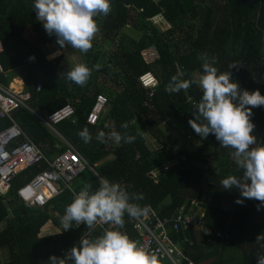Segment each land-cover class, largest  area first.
<instances>
[{
  "label": "trees",
  "instance_id": "obj_1",
  "mask_svg": "<svg viewBox=\"0 0 264 264\" xmlns=\"http://www.w3.org/2000/svg\"><path fill=\"white\" fill-rule=\"evenodd\" d=\"M33 4L34 0H0V65L4 70L0 72V83L9 86L16 71H21L25 89L32 94L29 104L44 118L69 104L73 94L76 115L56 125V131L104 179L119 183L129 193H142L144 199L135 202L150 206L157 219H170L190 201L207 205L204 218L212 228L226 232L228 238H207L195 230L178 235L169 232L171 244H180L181 264H256L257 255L264 254V239L258 241L248 225L253 213L260 211V202L243 198L238 189L222 188L220 182L228 175L242 176L231 158L232 149L221 147L211 134L201 139L188 124L194 118L201 90L193 85L186 92L170 93L165 87L173 75L184 73L181 78L190 79L194 73H201L198 55L207 53L217 58L214 66L219 71L231 72L232 80L242 90H259L264 96V0H111L109 15L94 18L100 30L93 47L81 53L82 62L93 69L84 87L66 81L64 74L72 66L65 54L58 56L55 51L51 55L57 57L48 60L40 42L28 40L29 28L45 43L56 38L48 35L36 19ZM126 30L133 33L127 36ZM149 48L158 54L150 63L142 57V51ZM32 53L37 57L36 64L26 62ZM232 62L240 66L229 69ZM97 64L99 70L94 67ZM10 72L16 75L7 77ZM148 72L157 80L150 96L138 80ZM14 82L23 84L18 77ZM97 94H104L108 104L97 124L91 126L86 118ZM252 113L253 135L258 144L264 143V106L253 108ZM36 114L22 108L13 112L12 118L48 158L64 152V142ZM125 122L127 129L121 127ZM11 123L9 119L0 120V130ZM169 123L174 125L178 138L162 129ZM85 127L92 135L87 144L77 135ZM101 130L126 131L135 140L102 144L96 139ZM183 141H193V150ZM109 156L114 159L101 163ZM46 168L47 164L42 163L18 173L10 195L0 198V224L6 222L0 230V250L6 249L10 257L0 264H50V256L64 257L79 245L86 231L84 224H73L63 231L60 217L74 192L85 184L92 185L91 191L100 186L90 170L81 172L73 191L64 189L44 208H28L18 199L17 189ZM237 199H243V203H236ZM128 218L125 214L124 227L119 230L137 241L139 236ZM97 230V235L102 234ZM224 252L232 259L240 252V257L230 263Z\"/></svg>",
  "mask_w": 264,
  "mask_h": 264
},
{
  "label": "clouds",
  "instance_id": "obj_2",
  "mask_svg": "<svg viewBox=\"0 0 264 264\" xmlns=\"http://www.w3.org/2000/svg\"><path fill=\"white\" fill-rule=\"evenodd\" d=\"M33 9L46 33L55 35L61 48L70 46L86 54L100 30L94 18L109 15L111 0H34ZM198 59L201 73H194L190 79H182L184 73L173 75L165 91L186 92L193 85L201 90L202 97L194 105V118L189 119L188 124L201 139H207L211 134L221 147L232 149L231 158L242 170V176L228 175L221 180V186L225 190L238 189L243 198L259 201V210L264 206V143H257L251 117L253 108L264 106V96L259 90H242L239 83L232 80L230 71H219L214 66L216 57L202 53ZM239 66L232 62L229 69ZM94 67L99 70L101 66ZM92 71L86 64L77 63L64 75L67 82L84 87ZM121 127L127 129L128 125L125 122ZM77 135L85 144L92 140L87 127ZM96 139L102 144H128L134 142L135 136L126 131L106 133L101 130ZM91 188V184H85L78 193L74 192L71 203L66 205L60 217L63 231L71 229L73 224L86 226L79 245L73 246L62 258L50 256V264H157L155 255L149 254L137 241L119 230L124 227L125 214L140 219L150 213V206L135 202L143 200V194L129 193L119 183L107 179H102L95 191ZM236 203L242 204L243 199H237ZM98 225L111 227L94 235ZM256 239L262 240L264 236L259 235ZM256 264H264V254L257 255Z\"/></svg>",
  "mask_w": 264,
  "mask_h": 264
},
{
  "label": "built area",
  "instance_id": "obj_3",
  "mask_svg": "<svg viewBox=\"0 0 264 264\" xmlns=\"http://www.w3.org/2000/svg\"><path fill=\"white\" fill-rule=\"evenodd\" d=\"M2 50L3 44L0 42V51ZM142 57L150 63L158 58V54L150 48L144 50ZM26 62L36 64V55L33 53L28 55ZM0 72H4L1 65ZM138 80L147 91V95H152L157 85L156 78L148 72L139 76ZM40 89L41 84H38V90ZM31 97V92L25 88L17 90L10 88V85L5 86L0 83V120L9 119L12 122L10 126L0 130V198L10 195L13 181L18 173L45 163L47 164L45 170L17 189L18 199L26 207L44 208L64 189L73 191V183L82 171L86 169L92 171L99 182L104 178L84 159L77 148L55 129L56 125L76 115L75 107L69 103L44 118L37 115L31 108L29 104ZM107 104V97L104 94H97L91 110L87 114L86 123L91 126L96 125ZM22 108L36 114L47 128L64 142L67 149L55 157L48 158L42 149L13 120V112ZM197 208L200 210V204L196 201H190L188 205L179 207L170 219H157L155 214L150 211L145 217L140 219L129 217L128 221L139 236L137 242L149 254L155 255L157 262L167 260L170 264H181L182 252L176 250L171 244L169 232L178 235L181 231L195 230L207 238H228L226 232L220 228H212ZM110 227V225L97 226L102 231ZM186 264L194 263L188 262Z\"/></svg>",
  "mask_w": 264,
  "mask_h": 264
},
{
  "label": "rangeland",
  "instance_id": "obj_4",
  "mask_svg": "<svg viewBox=\"0 0 264 264\" xmlns=\"http://www.w3.org/2000/svg\"><path fill=\"white\" fill-rule=\"evenodd\" d=\"M126 31H127V33H126L127 36H130L128 34L133 33L132 30H131V32L129 30H126ZM26 35H27L28 40L33 41V42H35V41H39L40 42L42 52L45 53V55H46L45 57L48 60H51V59L57 57V55L56 56H52L51 55V53L56 51L55 53L58 52V56H61L62 54H65V59H67V61H69L71 63V66H74L77 63H83L80 52H78L77 50L72 49L70 46H66L64 48H61L60 45L57 43V38H55V40L50 42V43H45L41 38L39 39L38 34L35 33V31L32 28H29L27 30ZM146 50H148V49H146ZM142 53H144V50L142 51ZM16 72H17V75H20L22 73L19 70L16 71ZM14 75H16L14 72H10L9 74H6V76L10 77V78H12ZM15 79H17V78H15ZM12 84H13V81L11 82L10 85H12ZM16 86H17L16 84L12 85V87H16ZM37 87H38V85H37ZM21 88H22V86H21ZM74 98H75V96L73 94H71L69 96V100H70L69 103L71 105H75V99ZM169 124L168 125L167 124H163L162 129H164L167 133H169L172 138H174V139L178 138V135L174 131L175 130L174 125H172V124L169 125ZM148 138H149L148 140L151 143V145L156 146L155 143H154V140L151 137H148ZM185 141H183V143L188 145L187 148H189V150H193V147H191V145H190V143H193V141H189V143H186L187 141L186 142ZM178 142L181 143L182 142L181 139L178 140ZM193 144H195V143H193ZM197 146L198 145H196L195 147H197ZM57 147H59V146L57 145ZM113 159H114L113 156H109L108 158H106L101 163H105V162L111 161ZM218 168H219V166L216 167V169H218ZM86 170H88V169H86ZM82 178H85V175H83ZM82 178L80 179L79 182H81L83 180ZM197 210L199 211V208H197ZM5 225H6V222H3L2 224H0V230H2L5 227ZM97 234H98V230L96 229V232L94 233V235H97ZM239 257H240V253L236 254L233 257L232 260L235 261V259L239 258ZM9 258L10 257H9V253H7V250L6 249H1L0 250V262H2V261L5 262V261L9 260Z\"/></svg>",
  "mask_w": 264,
  "mask_h": 264
},
{
  "label": "crops",
  "instance_id": "obj_5",
  "mask_svg": "<svg viewBox=\"0 0 264 264\" xmlns=\"http://www.w3.org/2000/svg\"><path fill=\"white\" fill-rule=\"evenodd\" d=\"M17 77H19V78H21V80H23V84H20L19 82H14L13 84H18V85H20V86H22V88H25V80H24V78H23V76L22 75H17L16 77H14L13 78V80L15 79V78H17ZM9 84H11V83H9ZM203 205H204V207H203ZM207 207V205H205L204 203H201L200 204V210H199V213L201 214V215H205V213H206V208ZM228 207V206H227ZM260 211H256V213H253V215H252V217H251V221H250V225H248L249 226V228H250V232L252 233V235L253 236H255L256 238H257V236H259V235H261V236H264V213H262L261 212V210H263V208L262 207H260V209H259ZM226 211V210H225ZM214 217V216H213ZM210 220H212L211 218H209ZM197 234V233H196ZM200 235V234H199ZM198 234H197V236H198V238L201 240V238H200V236H199ZM244 248H247V247H244ZM260 248V247H259ZM175 249L176 250H179V251H181L180 250V244H177L176 246H175ZM238 253H240V252H238ZM224 255H225V259H226V261H228V262H230V263H232V257L231 256H229V254H227L226 252H224ZM234 262V261H233ZM209 263H212V262H210L209 261ZM204 264H207L206 262H204Z\"/></svg>",
  "mask_w": 264,
  "mask_h": 264
},
{
  "label": "bare ground",
  "instance_id": "obj_6",
  "mask_svg": "<svg viewBox=\"0 0 264 264\" xmlns=\"http://www.w3.org/2000/svg\"><path fill=\"white\" fill-rule=\"evenodd\" d=\"M14 81H15V79L13 80V83H14ZM12 85H14V84H12ZM12 85H10V88H15L17 90H20L21 89V86L18 85V84H16L17 85L16 87H12Z\"/></svg>",
  "mask_w": 264,
  "mask_h": 264
},
{
  "label": "water",
  "instance_id": "obj_7",
  "mask_svg": "<svg viewBox=\"0 0 264 264\" xmlns=\"http://www.w3.org/2000/svg\"><path fill=\"white\" fill-rule=\"evenodd\" d=\"M203 207H204V205H203Z\"/></svg>",
  "mask_w": 264,
  "mask_h": 264
}]
</instances>
